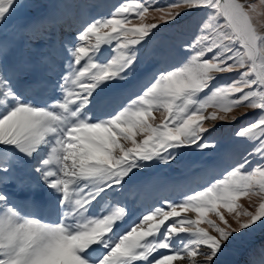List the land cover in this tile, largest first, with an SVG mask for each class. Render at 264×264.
<instances>
[{
    "label": "snow or ice",
    "instance_id": "obj_1",
    "mask_svg": "<svg viewBox=\"0 0 264 264\" xmlns=\"http://www.w3.org/2000/svg\"><path fill=\"white\" fill-rule=\"evenodd\" d=\"M29 7L0 0V34ZM188 15L180 62L126 96L154 30ZM20 31V54L0 39V264H219L264 232V0H126L39 80L28 53L40 24ZM244 120L234 136L248 148L221 175L137 213L122 199L138 172L215 148L217 122ZM248 264H264V244Z\"/></svg>",
    "mask_w": 264,
    "mask_h": 264
},
{
    "label": "rangeland",
    "instance_id": "obj_2",
    "mask_svg": "<svg viewBox=\"0 0 264 264\" xmlns=\"http://www.w3.org/2000/svg\"><path fill=\"white\" fill-rule=\"evenodd\" d=\"M25 2L31 7L20 10L13 16L9 24L15 27H10L7 32L0 34V39L15 43L16 52L20 54L21 45L27 39L20 30L32 24H40L43 35L33 39L34 50L28 53L32 65L30 74L33 79H38L36 76L42 78V73L46 75L49 61L57 66L61 63L62 44L83 24L92 17L109 15L115 6L125 3L126 0H25ZM147 22H152L151 17ZM195 29L196 20L191 15L185 16L178 25L175 22L169 25L161 23L159 29L154 30L155 36L141 50L142 63L135 78L127 82L121 91L126 96L133 95L137 91L138 82L154 68L179 63L180 46L191 38ZM155 115L156 122L159 123L162 117L159 113ZM246 122L247 120L234 123L217 122L211 134H205L207 139L216 144L215 148L203 152L191 148L183 149L182 155L171 164H154L147 171L152 175L156 171L158 175L132 187L133 196L130 200L156 203L165 197L177 199L181 193L198 188L206 181L221 175L225 169L239 161L248 148L234 136L235 130ZM262 244L264 232L257 231L248 242L244 244L237 242L226 248L219 264H248L250 252Z\"/></svg>",
    "mask_w": 264,
    "mask_h": 264
},
{
    "label": "bare ground",
    "instance_id": "obj_3",
    "mask_svg": "<svg viewBox=\"0 0 264 264\" xmlns=\"http://www.w3.org/2000/svg\"><path fill=\"white\" fill-rule=\"evenodd\" d=\"M50 62H52V61H50ZM41 75H43V77H45V74L42 73ZM36 78H38V79H33L31 74L28 77L29 80H39V79H41V77H37V76H36ZM154 175H158V173H156V171H155V173L152 175L150 171L138 172L136 177L134 178L132 184L129 186V190L125 193V196L122 197V199H125L126 202L130 205V207L133 208L134 213H137V212H139V211H141V210H143L145 208H149L155 203V202L154 203H146L145 201L136 202V199H134L133 201L130 200L132 198L131 196H133V188L132 187H135V185H137V184L140 185L141 181L148 180L150 177H152ZM28 210L31 211L32 210L31 207H29Z\"/></svg>",
    "mask_w": 264,
    "mask_h": 264
}]
</instances>
